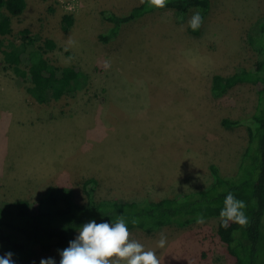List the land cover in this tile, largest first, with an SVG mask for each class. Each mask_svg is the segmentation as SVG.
I'll list each match as a JSON object with an SVG mask.
<instances>
[{"label": "rangeland", "instance_id": "rangeland-1", "mask_svg": "<svg viewBox=\"0 0 264 264\" xmlns=\"http://www.w3.org/2000/svg\"><path fill=\"white\" fill-rule=\"evenodd\" d=\"M25 1L20 14H9L3 46L19 44L26 27L51 66H76L83 75L73 95L40 103L0 52V200L32 202L49 186H68L84 202L86 178L95 180L94 198L157 199L207 187L211 164L232 174L247 132L221 119L249 116L256 90L242 83L214 96L211 78L253 66L264 45V0H212L197 34L187 28L199 8L159 7L108 39L101 37L110 33L105 16L126 14L140 0ZM64 14L72 17L67 30ZM219 220L133 229L130 238L156 250L161 264H235L218 237ZM30 248L12 256L16 264L48 256L58 262L54 248Z\"/></svg>", "mask_w": 264, "mask_h": 264}, {"label": "trees", "instance_id": "trees-1", "mask_svg": "<svg viewBox=\"0 0 264 264\" xmlns=\"http://www.w3.org/2000/svg\"><path fill=\"white\" fill-rule=\"evenodd\" d=\"M211 2L167 0L163 7L178 13L197 7L200 9L202 23ZM25 5V0H0V52L4 64L16 76L29 83L26 88L28 93L40 103L58 99L62 95H73L83 75L80 68L51 66L35 47L28 28L19 30V44L9 48L3 46V37L12 31L9 14H20ZM157 8L150 6L148 0H140L126 14L109 13L105 19L111 25L110 33L101 37L108 39L116 35L121 24ZM71 24V15L64 14L62 28L67 30ZM259 24L260 31L264 33V16ZM199 27L193 30L188 25L187 29L197 34ZM44 43L48 48L55 46L51 39H46ZM256 48L259 54L253 66L240 67L226 76L213 74L211 78V92L214 96L242 83L252 84L256 90L254 109L249 116L221 119V123L228 127L244 125L247 132L246 145L230 176L223 175L211 164L213 181L207 187L157 199L94 198L89 184L95 183V180L86 178L83 189L87 199L84 202L76 201L68 186H49L43 195L32 202L27 199L10 202L0 200V247L11 251L14 258L31 253V245H38L43 252L54 248L59 261L57 250L66 247L68 241L76 235L78 225L88 220L100 222L102 219L123 218L129 230L141 229L145 232L167 225L184 226L199 217H219L224 197L231 191L245 202L247 222L240 224L229 221L224 226L219 220L218 237L226 244L228 253L234 256L235 264H264V45ZM247 157H251L249 163Z\"/></svg>", "mask_w": 264, "mask_h": 264}, {"label": "clouds", "instance_id": "clouds-1", "mask_svg": "<svg viewBox=\"0 0 264 264\" xmlns=\"http://www.w3.org/2000/svg\"><path fill=\"white\" fill-rule=\"evenodd\" d=\"M167 0H148L150 6L163 7ZM201 15L194 12L188 20L193 30L201 24ZM245 202L237 198L231 191L223 200L219 210L222 225L229 221L245 224L247 216L244 212ZM203 222V217L198 218ZM166 238L161 234L157 244L165 245ZM59 261L55 257L40 258L39 264H161L156 250L145 249L144 244L130 238V232L123 218L115 220H88L76 228V235L68 241L66 247L58 249ZM11 251L0 255V264H16Z\"/></svg>", "mask_w": 264, "mask_h": 264}]
</instances>
